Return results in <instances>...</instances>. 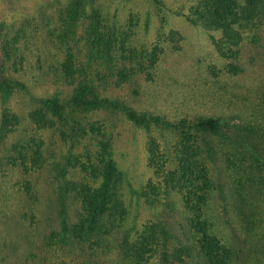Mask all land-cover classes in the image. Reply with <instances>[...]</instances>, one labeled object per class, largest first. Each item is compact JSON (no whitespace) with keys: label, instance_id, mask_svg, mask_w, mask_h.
<instances>
[{"label":"rangeland","instance_id":"1","mask_svg":"<svg viewBox=\"0 0 264 264\" xmlns=\"http://www.w3.org/2000/svg\"><path fill=\"white\" fill-rule=\"evenodd\" d=\"M197 1L0 0V264H208L197 219L229 264H264V18L228 44ZM69 57L145 123L73 106ZM107 160L121 214L80 241L78 190Z\"/></svg>","mask_w":264,"mask_h":264},{"label":"trees","instance_id":"2","mask_svg":"<svg viewBox=\"0 0 264 264\" xmlns=\"http://www.w3.org/2000/svg\"><path fill=\"white\" fill-rule=\"evenodd\" d=\"M189 17L190 22L194 24H201L208 28L220 30L222 40L226 43L238 45L241 38L238 28L243 23L254 18H264V0H198L193 7V13ZM88 35L92 41L93 48L102 43V37L97 26L94 24L89 27ZM105 43L107 44V42ZM107 46L110 47V44H107ZM94 58L95 55H93L91 50L89 61L92 62ZM72 59L74 60L73 57ZM72 59L68 58L67 66L63 70L65 76L70 78L72 83H75L70 100L73 106L80 107L83 105L90 111L102 108L120 110L134 124L140 126V124L145 123L144 115L139 116L122 103H118L117 100L101 97L98 87H96L97 85L88 74V71L81 67L75 69L71 67ZM121 77L123 78L122 80H127V77L125 78L124 75H121ZM3 85L8 86L6 83ZM45 103L48 104L47 108L56 119L63 120L62 109L59 107L56 99L49 98ZM198 126L214 131L218 125L214 120H206L200 121ZM113 170V163L107 160L100 174L99 185L93 189L91 187H81L78 190L84 214L78 223L68 230L73 238H78L80 241L89 240L92 236L103 231L110 235V232L115 228L117 224L115 215L121 214L122 206L117 198V194L111 190V184L115 181L112 175ZM193 229L200 235V251L208 264H229L219 242L208 234L204 221L195 220L193 222ZM144 240L143 238V240L139 241L140 246L136 249L137 253H139L141 248H144L143 246H146ZM136 246H138L137 243Z\"/></svg>","mask_w":264,"mask_h":264},{"label":"water","instance_id":"3","mask_svg":"<svg viewBox=\"0 0 264 264\" xmlns=\"http://www.w3.org/2000/svg\"><path fill=\"white\" fill-rule=\"evenodd\" d=\"M0 37H1V29H0ZM2 64H3V54L1 51V44H0V78H2V74H3Z\"/></svg>","mask_w":264,"mask_h":264}]
</instances>
